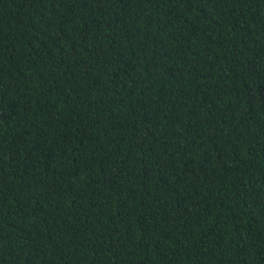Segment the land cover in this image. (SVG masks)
Segmentation results:
<instances>
[{"label": "trees", "instance_id": "16d2710c", "mask_svg": "<svg viewBox=\"0 0 264 264\" xmlns=\"http://www.w3.org/2000/svg\"><path fill=\"white\" fill-rule=\"evenodd\" d=\"M0 264H264V0H0Z\"/></svg>", "mask_w": 264, "mask_h": 264}]
</instances>
